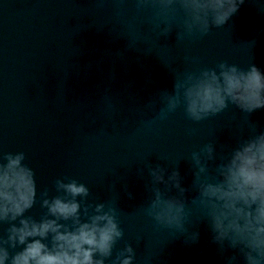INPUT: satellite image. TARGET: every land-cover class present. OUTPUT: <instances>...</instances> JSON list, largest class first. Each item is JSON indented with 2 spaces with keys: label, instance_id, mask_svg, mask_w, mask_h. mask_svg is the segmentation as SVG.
Returning a JSON list of instances; mask_svg holds the SVG:
<instances>
[{
  "label": "clouds",
  "instance_id": "1",
  "mask_svg": "<svg viewBox=\"0 0 264 264\" xmlns=\"http://www.w3.org/2000/svg\"><path fill=\"white\" fill-rule=\"evenodd\" d=\"M244 2L94 0L98 11L110 7L128 34L146 29L158 44L173 35L177 44H195L223 28ZM185 60L194 67L174 74L171 89L157 90L139 110L145 131L156 130L178 110L199 124L230 105L246 114L264 109V72L255 64L242 68L219 60L210 67L199 57ZM196 132L190 128L187 135ZM160 158L163 163L137 168L146 194L140 210L153 227L196 244L200 232L188 227L195 217L207 224L210 242L226 264H264V130L241 136L219 158L209 140L191 151L183 175L179 161ZM26 159L23 151L0 153V225H7L0 234V264H136L131 243L117 249L125 233L113 202L89 201L90 188L68 175L53 181L54 195L44 187L37 198L35 171ZM189 175L191 184L185 187ZM123 188L135 198L127 183ZM37 203L44 210L39 219L27 214ZM142 239L138 235L136 243Z\"/></svg>",
  "mask_w": 264,
  "mask_h": 264
}]
</instances>
